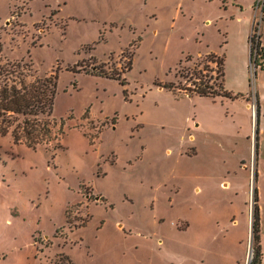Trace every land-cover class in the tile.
Segmentation results:
<instances>
[{
  "label": "rangeland",
  "instance_id": "obj_1",
  "mask_svg": "<svg viewBox=\"0 0 264 264\" xmlns=\"http://www.w3.org/2000/svg\"><path fill=\"white\" fill-rule=\"evenodd\" d=\"M238 1L252 16L253 0ZM226 6L221 0H0V71L26 83L58 75L48 136L42 125L32 134L17 117L0 118V128L16 129L21 138L0 133V264H247L251 253L254 258L255 194L264 209L263 131L258 162L255 156L264 72L248 63L242 76L239 60L226 63V88L248 100L162 89L182 82L196 90L194 82L211 77L214 86L220 82L219 67L205 54L224 52L220 18L235 8ZM254 8L264 44V5ZM17 63H29L31 71ZM94 66L120 74L124 85L84 72ZM182 67L190 70L187 79L179 76ZM246 101L257 109L249 139ZM29 120L32 127L39 123ZM31 139L42 144L30 146Z\"/></svg>",
  "mask_w": 264,
  "mask_h": 264
},
{
  "label": "trees",
  "instance_id": "obj_2",
  "mask_svg": "<svg viewBox=\"0 0 264 264\" xmlns=\"http://www.w3.org/2000/svg\"><path fill=\"white\" fill-rule=\"evenodd\" d=\"M258 28H255L254 31H257ZM261 35L257 36L256 34H253L250 37V44H251V63H254L257 67H260L261 70L264 72V62H261L264 59V46H261L260 42ZM206 58H211L213 62H216L218 68V71L220 73V77L222 78L220 82L214 86L211 83L210 80H206L202 82L200 78V82H194V85L196 86V90H191L186 87L182 86V82L179 83V86L176 85H164L162 88L167 90H171L174 92L179 93L181 96H189L192 97L194 95H199L202 97H211L215 98L218 96L230 99V100H236V99H245L248 100L246 94L243 93H234L232 91H229L225 88V56L224 55H218L214 53H209L206 55ZM191 56L187 57L186 61H191ZM209 60V62H211ZM31 65L29 63H24L23 65H20L17 63L16 67L30 68L31 71ZM132 66V61L129 60V65L126 67L127 70H129ZM206 66V65H205ZM190 70H188L187 67H182L179 70V76L181 78L188 77V73ZM202 72L203 70H199ZM22 72V71H21ZM84 72L95 75V76H101L106 77L110 79H116L121 82V84L124 85L125 79L122 78L119 75L114 76L113 74L106 73L102 70V68H98L97 66L93 67V70L91 72L85 71ZM12 74V72H2L0 71V80L3 78L4 86L0 87V118H4L7 116H14L17 117L19 122H21L23 131L25 129L32 128V132L29 133H41V130L39 127L44 129L43 134L49 135L51 133V120L50 117L52 116V112L54 109L55 104V98H56V91H57V83H58V75H54L53 77H44L35 79L31 83H26L25 80H22V77L20 79L19 76L10 77L8 76ZM5 76V77H4ZM8 77V78H7ZM35 77V75L33 76ZM7 78V79H6ZM5 79V80H4ZM197 80V79H196ZM10 82H13V85H11ZM1 83V82H0ZM19 86V88L17 86ZM183 93V94H182ZM39 117H43L44 119H40ZM34 118L37 119L39 123L30 125L29 119ZM40 119V120H39ZM0 133H12L14 136L15 141H20L21 138L17 134L16 129H12L11 127L8 128H0ZM27 140L29 138V135H26ZM28 145L33 146L37 144H42L41 141L33 140L31 139L28 142H26ZM258 196L255 194V202L256 207L253 214V234H254V240L257 243V247L255 248V255L254 258L251 260L249 264H262V257L263 254L261 253L260 247H259V232H260V216H259V207L257 205Z\"/></svg>",
  "mask_w": 264,
  "mask_h": 264
},
{
  "label": "crops",
  "instance_id": "obj_3",
  "mask_svg": "<svg viewBox=\"0 0 264 264\" xmlns=\"http://www.w3.org/2000/svg\"><path fill=\"white\" fill-rule=\"evenodd\" d=\"M223 3L228 4L229 6H226L225 11H229V7H235L233 8V11L230 13H227L225 17H221L220 21H224L223 24L220 27V30L224 32L226 35L227 41H225L224 45L226 47L224 48V52L222 53H216V52H210L218 55H224L225 56V76H226V63L229 61V59L235 58L236 60H239L240 68H241V75L243 74L246 75V69L248 66V63L251 64V44H250V34L252 32L253 26H254V21L257 18V12L255 11V4L258 3L259 0L255 1L253 0V3L250 5L251 11H252V16H245L244 9L241 6L242 3H238V0H221ZM238 1V2H237ZM231 5V6H230ZM262 5H264V1L262 2ZM235 9V11H234ZM236 9H240V11H236ZM214 20L211 18L207 19V23L209 25L214 24ZM218 26V24L216 23ZM261 46H264L263 42L261 41ZM209 54V53H207ZM205 54V55H207ZM133 63V61H132ZM256 67V66H255ZM33 68V67H32ZM260 68V67H256ZM261 69V68H260ZM226 88V85H225ZM163 89V88H162ZM227 89V88H226ZM228 90V89H227ZM230 100V99H228ZM237 100V99H236ZM234 101V100H231ZM250 102L246 101L245 104V109L247 110L249 114V119H250V128L249 131L246 134L247 139L252 138L255 130H254V125L255 124V117L253 116V112L250 108ZM259 117L257 118V143L255 146V156H256V161H259V154L263 150V143H261V132H264V107L260 105L259 107ZM253 122V124H252ZM261 134V135H260ZM251 145V151L253 150V143H250ZM243 164L247 166L245 159L242 160ZM258 166V163H257ZM263 176V173H260L257 169V177ZM263 212L264 209L261 206V209H259V216H260V223L262 222L263 224ZM259 247L261 250V253L263 254V261L262 264H264V240L263 236L260 237V243Z\"/></svg>",
  "mask_w": 264,
  "mask_h": 264
},
{
  "label": "built area",
  "instance_id": "obj_4",
  "mask_svg": "<svg viewBox=\"0 0 264 264\" xmlns=\"http://www.w3.org/2000/svg\"><path fill=\"white\" fill-rule=\"evenodd\" d=\"M264 0H259L258 1V5H260V4H262V2H263ZM259 27V23L258 22H256V20L254 21V26H253V29H252V32H251V34H250V37L253 35V34H258V32L257 31H254L255 30V28H258ZM258 36H259V34H258ZM252 110H253V116L255 117L256 116V107L253 105L252 106Z\"/></svg>",
  "mask_w": 264,
  "mask_h": 264
},
{
  "label": "water",
  "instance_id": "obj_5",
  "mask_svg": "<svg viewBox=\"0 0 264 264\" xmlns=\"http://www.w3.org/2000/svg\"><path fill=\"white\" fill-rule=\"evenodd\" d=\"M252 259H253V256H252V253H251V256H250V258L248 259L247 264H249V263L251 262Z\"/></svg>",
  "mask_w": 264,
  "mask_h": 264
}]
</instances>
